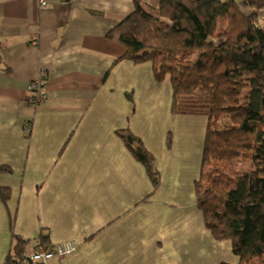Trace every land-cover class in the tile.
Returning <instances> with one entry per match:
<instances>
[{
  "label": "crops",
  "instance_id": "0c3cea01",
  "mask_svg": "<svg viewBox=\"0 0 264 264\" xmlns=\"http://www.w3.org/2000/svg\"><path fill=\"white\" fill-rule=\"evenodd\" d=\"M133 11V0H0V165L13 170L0 174L12 192L0 201V264L17 235L46 231L51 246L76 245L61 264L239 263L197 206L208 119L173 115L169 78L122 59L108 37ZM39 78L46 98L32 106L27 86ZM125 129L156 158V191Z\"/></svg>",
  "mask_w": 264,
  "mask_h": 264
},
{
  "label": "trees",
  "instance_id": "16d2710c",
  "mask_svg": "<svg viewBox=\"0 0 264 264\" xmlns=\"http://www.w3.org/2000/svg\"><path fill=\"white\" fill-rule=\"evenodd\" d=\"M133 1L134 11L108 37L126 48L122 59L151 63L159 83L169 78L173 115L208 119L196 183L205 226L216 241L231 242L238 264L264 258V25L235 0H160L157 8L142 12L141 0ZM207 17L215 19L213 34ZM118 136L156 191L161 177L154 155L129 129ZM246 160L250 165L240 171ZM12 173L0 165V174ZM11 196L9 188L0 187L4 205ZM15 241L4 264H42L30 258V248L51 247L48 231L34 241L18 235Z\"/></svg>",
  "mask_w": 264,
  "mask_h": 264
},
{
  "label": "built area",
  "instance_id": "2783aa9c",
  "mask_svg": "<svg viewBox=\"0 0 264 264\" xmlns=\"http://www.w3.org/2000/svg\"><path fill=\"white\" fill-rule=\"evenodd\" d=\"M53 1L61 0H37L40 7H46ZM29 102L32 106H38L46 98V88L43 78L32 81L27 86ZM76 250L73 242H66L51 246L50 248H39L30 254V258L42 264H61L62 260Z\"/></svg>",
  "mask_w": 264,
  "mask_h": 264
},
{
  "label": "rangeland",
  "instance_id": "374dc122",
  "mask_svg": "<svg viewBox=\"0 0 264 264\" xmlns=\"http://www.w3.org/2000/svg\"><path fill=\"white\" fill-rule=\"evenodd\" d=\"M222 1H228V0H222ZM237 3L241 4L242 10L247 12H255L258 14L259 21L264 25V0H235ZM216 18V17H215ZM215 19L213 17H207L206 23L207 28L211 34L215 32L217 29V25L215 24ZM208 83H206L207 85ZM250 165V160H246V162H241L240 164V171H244L247 166ZM253 166V165H252ZM264 258L256 257L252 259L251 264H262V261Z\"/></svg>",
  "mask_w": 264,
  "mask_h": 264
}]
</instances>
